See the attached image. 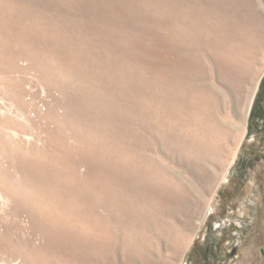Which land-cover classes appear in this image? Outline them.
Segmentation results:
<instances>
[{
    "label": "rangeland",
    "instance_id": "1",
    "mask_svg": "<svg viewBox=\"0 0 264 264\" xmlns=\"http://www.w3.org/2000/svg\"><path fill=\"white\" fill-rule=\"evenodd\" d=\"M263 77L264 0H0V264H238Z\"/></svg>",
    "mask_w": 264,
    "mask_h": 264
},
{
    "label": "crops",
    "instance_id": "2",
    "mask_svg": "<svg viewBox=\"0 0 264 264\" xmlns=\"http://www.w3.org/2000/svg\"><path fill=\"white\" fill-rule=\"evenodd\" d=\"M262 103L260 108V116L264 115V96L262 97ZM246 183V184H245ZM244 184V193H246L250 188V182L246 180ZM230 185V184H229ZM233 186V184H232ZM230 192V191H228ZM228 198V195H226ZM225 197V198H226ZM247 199L242 195V197H239V200L237 201L238 206L236 207L237 211L233 210L230 214H233V219L231 218V223L224 231H222V235H218V244H221L224 246V250L226 253L228 250H232L236 244L239 243V240H237L236 235L243 234L246 232V230H250L252 225H254V222L259 219V217H262V214L259 211V208L254 207L253 205H250L247 203ZM235 214L237 216H235ZM235 216V217H234ZM249 216H251L249 218ZM259 229L257 231H252L251 233L260 234L259 232L262 230V234H264V217L263 222L261 225H259ZM227 236V239L225 241L221 240V237ZM264 236V235H263ZM260 248L262 252H260ZM256 251V253H255ZM262 254V256L260 255ZM227 258V257H226ZM224 258V259H226ZM232 261V256L228 258V260ZM238 264H264V237H262L261 240L252 241L247 249L246 257L245 259L238 262Z\"/></svg>",
    "mask_w": 264,
    "mask_h": 264
},
{
    "label": "flooded vegetation",
    "instance_id": "3",
    "mask_svg": "<svg viewBox=\"0 0 264 264\" xmlns=\"http://www.w3.org/2000/svg\"><path fill=\"white\" fill-rule=\"evenodd\" d=\"M263 96H264V77H263L262 82L260 84V87L257 91V95H256V98L254 100V106H253V110H252V114H251V119H252L253 115L255 113V110H256L255 108L258 105L259 114L256 116V119H257V122L262 123V125H260V126H262L263 129L251 131V137L250 138H253L254 143L252 145L251 151L249 152V155H251L252 153H256V154L260 153V155H261V153H263V151H264V115L260 116V108H259L261 106V103H262L261 100H262ZM240 168H241V166H240ZM242 171H243V169H242Z\"/></svg>",
    "mask_w": 264,
    "mask_h": 264
}]
</instances>
